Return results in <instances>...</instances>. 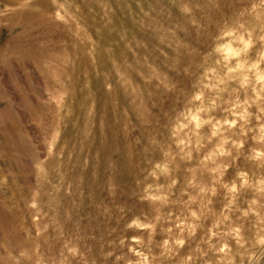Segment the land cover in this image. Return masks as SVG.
I'll return each mask as SVG.
<instances>
[{"label":"rangeland","instance_id":"374dc122","mask_svg":"<svg viewBox=\"0 0 264 264\" xmlns=\"http://www.w3.org/2000/svg\"><path fill=\"white\" fill-rule=\"evenodd\" d=\"M0 264H264V0H0Z\"/></svg>","mask_w":264,"mask_h":264}]
</instances>
